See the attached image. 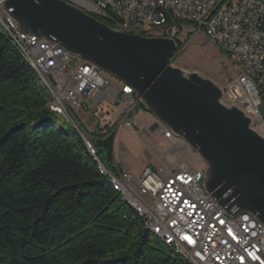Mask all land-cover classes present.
Wrapping results in <instances>:
<instances>
[{
    "label": "built area",
    "instance_id": "obj_1",
    "mask_svg": "<svg viewBox=\"0 0 264 264\" xmlns=\"http://www.w3.org/2000/svg\"><path fill=\"white\" fill-rule=\"evenodd\" d=\"M65 1L100 13L107 25L121 32L134 34L126 30V22L147 23V36L172 35L178 47L182 45L177 54L200 35L198 26H207L214 36L227 39L228 50L241 53L243 63L257 68L261 91H254V83L244 77L242 70L225 93L233 105L252 118V127L264 136V110L262 105L251 103V94L264 96V0H231L230 8L214 22H205L203 13L205 4L215 5L213 0ZM197 14H204V21L196 28L176 22V15ZM0 17L16 29L17 37L37 42L38 50L45 51L44 73L55 91V109L50 110L88 133L76 114L89 106V101L98 105L104 100L122 104L116 126L107 125L108 129L105 126L100 135L91 136L96 151L100 152L96 139L104 138V134L118 131L122 125L135 131L133 113L142 103L132 99L131 85L122 81V88L117 89L94 62L67 51L56 39L55 43H48L45 37L23 31L10 8ZM152 23H168V31H152ZM171 63L175 65L174 59ZM231 86L238 88L235 97L231 95ZM154 131L162 135L166 146L159 151L153 144L146 145L158 162L147 165L139 177L116 161L109 165L100 153L102 164L109 167V173L120 180L125 194L146 215V227H157L197 264H264V223L251 211L229 213L205 187L207 166L197 168L183 158L193 149L191 145L166 125L165 129Z\"/></svg>",
    "mask_w": 264,
    "mask_h": 264
},
{
    "label": "trees",
    "instance_id": "obj_2",
    "mask_svg": "<svg viewBox=\"0 0 264 264\" xmlns=\"http://www.w3.org/2000/svg\"><path fill=\"white\" fill-rule=\"evenodd\" d=\"M33 70L0 28V264H192L154 243Z\"/></svg>",
    "mask_w": 264,
    "mask_h": 264
},
{
    "label": "water",
    "instance_id": "obj_3",
    "mask_svg": "<svg viewBox=\"0 0 264 264\" xmlns=\"http://www.w3.org/2000/svg\"><path fill=\"white\" fill-rule=\"evenodd\" d=\"M25 32L56 39L131 85L155 118L183 137L206 161L205 187L229 213L251 211L264 223V136L238 105L222 101L224 89L171 62L175 39L121 32L65 0H6ZM116 132L96 139L115 161Z\"/></svg>",
    "mask_w": 264,
    "mask_h": 264
},
{
    "label": "rangeland",
    "instance_id": "obj_4",
    "mask_svg": "<svg viewBox=\"0 0 264 264\" xmlns=\"http://www.w3.org/2000/svg\"><path fill=\"white\" fill-rule=\"evenodd\" d=\"M204 33L202 30V34L195 36L186 48L175 55L174 64L186 72L197 71L207 76L227 93L229 86L235 81L239 73L243 70V73L248 74V71L238 59L211 38L205 36ZM33 73L39 84L46 87L45 81L38 72L33 70ZM103 75L112 86L117 89L122 88L123 83L118 78L105 71ZM226 93L223 96L224 102L232 106L233 104L228 100ZM256 100V94H251V103H255ZM89 106L90 109L84 108L78 111L79 116L76 114L83 123L82 125L88 130L89 135L94 130L98 131V135H100L101 130L99 129L101 127L116 126L121 119V103L104 100L102 104L98 105L94 101H89ZM133 117L135 118V131L123 125L116 131L115 157L118 163L122 162L124 167H129L132 173L139 177L147 165L158 162L146 145L153 144L161 151L166 146V141L161 134H156L155 131L150 130L155 118L145 107L135 109ZM183 158L197 168L207 166L206 161L195 149L190 148L189 152L183 155ZM119 165L122 166L120 163ZM122 194V199L128 201V196ZM154 243L166 252L171 249L164 240L156 235H154Z\"/></svg>",
    "mask_w": 264,
    "mask_h": 264
},
{
    "label": "bare ground",
    "instance_id": "obj_5",
    "mask_svg": "<svg viewBox=\"0 0 264 264\" xmlns=\"http://www.w3.org/2000/svg\"><path fill=\"white\" fill-rule=\"evenodd\" d=\"M213 3H215L214 6L213 4H205L203 6V13H205V22H214V19L220 17L221 12L227 11L228 8H230L231 0H213ZM80 8L94 17L99 16L103 18L100 21L104 20V16L100 13L90 12V9H87L86 7ZM8 9L9 8L6 7V0H0V16H2L3 11H8ZM203 21L204 14H197V16L176 15V22H178L179 26H187V28H196V24H203ZM0 28L12 40L14 46L18 49V51L25 58V60H27L31 64L33 69L38 72V74L43 78L46 83V88H48L52 96L48 106L50 109H55V91H53L52 88V81L51 79L46 78V74L44 73L45 51L38 50L37 42H30V39H24V37H17L16 29L10 27V24H8L6 20H2V17H0ZM126 30L129 32H134V34L147 36V31H149V24L126 22ZM202 30L205 32V36L211 38L215 43L225 48L229 52V54H231L243 64L249 74L248 75L244 73V77H248V79H251V83H254V91H261V80H259V76H257V68H254L252 65H250V63H243V56L241 53L236 52V50H228L227 39H221L220 37L214 36L213 32H211V29L207 28V26H198V33L202 34ZM152 31H168V23H152ZM165 37L172 38V35H165ZM45 41H48V43H55V39L45 38ZM27 46H29V48H27ZM237 93V86H231L232 97H235ZM131 96L132 99H139V102H141L137 91L133 87H131ZM256 96L257 100L255 103L262 105V110H264V96H261L262 99L258 97V94H256ZM75 127L78 129L77 126ZM157 129H165V124L159 122ZM78 131L84 139V142L91 156L97 162L100 172L110 178L111 184L116 190L125 194L123 187H121L120 180H118V178L113 174L109 173V167L102 164V157H100V152L96 151L95 146H92L91 136L87 132L82 131L80 129H78ZM125 195L128 196L127 194ZM128 201L131 207L136 210L138 214L142 217L144 227L147 230H149L153 235H156L158 238L164 240L172 249L185 254L192 264H197L196 261L193 260V257L186 254V251L179 247L178 244L175 243V241H172L166 236H164V234L161 233V230L157 229V227H146V215L143 214L142 209L139 208V206L136 205L134 202H132V198L129 196Z\"/></svg>",
    "mask_w": 264,
    "mask_h": 264
},
{
    "label": "crops",
    "instance_id": "obj_6",
    "mask_svg": "<svg viewBox=\"0 0 264 264\" xmlns=\"http://www.w3.org/2000/svg\"><path fill=\"white\" fill-rule=\"evenodd\" d=\"M117 134V133H116ZM116 143V142H115ZM115 161L117 162L118 160H116V157H115ZM118 163V162H117ZM121 165L123 164L122 162H119ZM118 163V164H119ZM122 167H124L123 165H122ZM127 168H129V167H127Z\"/></svg>",
    "mask_w": 264,
    "mask_h": 264
}]
</instances>
